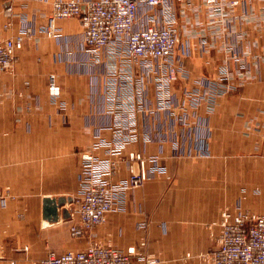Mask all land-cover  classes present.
Returning <instances> with one entry per match:
<instances>
[{"label":"crops","instance_id":"0c3cea01","mask_svg":"<svg viewBox=\"0 0 264 264\" xmlns=\"http://www.w3.org/2000/svg\"><path fill=\"white\" fill-rule=\"evenodd\" d=\"M230 1L212 6L196 1L176 18L175 60L182 70L171 107L160 109L152 76L141 79L144 67L122 69L125 55L113 47L90 50L78 18L57 21L55 35L47 36L52 0H0V39L28 27L33 34L2 76L0 98L5 112L40 119L15 128L3 124L7 133L27 128L36 134L0 138V195H9L0 203V264H34L50 252L82 250L90 240L110 239L125 251L141 235L146 251L167 264H198L194 256L214 247L209 226L221 211L264 213V0H238L236 6ZM7 7L10 26L4 28ZM186 43L188 57L182 52ZM224 66L227 73L220 74ZM51 74L60 87L58 97L47 92ZM127 79L137 84L119 86ZM224 83L233 90L216 89L210 101L182 108L186 93L207 94L210 86ZM96 131L114 142L130 134L121 155L157 157L162 172L128 192L120 209L77 241L69 232L73 203L64 206L69 219L60 216L51 223L43 219V199L76 196L81 155L91 148ZM128 174L127 164H119L112 179ZM20 211L23 219L5 235V220Z\"/></svg>","mask_w":264,"mask_h":264},{"label":"built area","instance_id":"2783aa9c","mask_svg":"<svg viewBox=\"0 0 264 264\" xmlns=\"http://www.w3.org/2000/svg\"><path fill=\"white\" fill-rule=\"evenodd\" d=\"M196 1L204 2L206 6L217 3V0H52L44 32L49 37L54 36L57 21L78 18L84 44L95 53L109 47L122 51L126 62L122 69L127 68V64H141L145 69L141 79L152 76L158 108L166 109L171 107L172 89L181 71L175 60L178 34L170 23L171 16L167 10L171 11L174 6H191ZM238 3V0L230 1L231 6ZM142 8L146 10L144 14L140 13ZM159 8L164 11L159 17L147 12ZM31 34L30 28H25L14 37L0 42V81L2 75L16 63L17 52ZM122 69L118 71L122 72ZM134 84L137 81L127 79L119 86ZM140 84L144 86V83ZM47 91L51 97L60 95L54 74L49 76ZM185 97L186 103L182 104V108L196 106L202 99L193 91L186 93ZM93 139L89 151L81 155L79 189L72 198L74 218L69 232L74 239L84 238L91 230L104 224L109 214L122 207L128 192L140 188L149 175L162 172L157 157L147 158L135 152L121 155L124 145L131 139L130 134L114 142L107 141L100 131H96ZM99 149L104 150V157L96 155ZM174 150L178 148L175 146ZM147 163L151 166L148 167ZM119 164H127L128 177L113 181L112 176L117 173ZM209 229L214 247L194 256L200 264H264V213L232 214L223 210L219 221L213 222ZM146 247L145 235L125 251L117 249L109 239L106 242L90 240L82 250L61 254L50 252L34 264H167L160 256L148 253ZM185 257L193 256L186 254Z\"/></svg>","mask_w":264,"mask_h":264},{"label":"rangeland","instance_id":"374dc122","mask_svg":"<svg viewBox=\"0 0 264 264\" xmlns=\"http://www.w3.org/2000/svg\"><path fill=\"white\" fill-rule=\"evenodd\" d=\"M239 4V3H238ZM231 5V4H230ZM192 6V5H191ZM191 6H174L173 8H171L170 10L171 11H169V10H167V13L169 14V12H170V16H171V22L170 23H172L173 24V26L175 27V29L177 30V28H178V25H177V20H176V18H178V15L181 13V12H183V11H185V10H187V9H190V7ZM7 8H10V7H7ZM7 8L6 9H4V16H5V18H6V22H5V24H4V28H8L9 26H10V23H9V18H10V14H11V8H10V12H7ZM157 10H159V16H161L162 15V13L164 12L161 8H159V9H157ZM165 10V9H164ZM157 13H154L155 15H153V16H155V17H159L158 16V14ZM161 19L163 18V17H160ZM160 19V20H161ZM160 22V21H159ZM176 24V25H175ZM29 28V27H28ZM177 34L179 35V33H178V30H177ZM15 35H17V34H15ZM14 35V36H15ZM14 36H11V37H8V38H5V39H0V42H2L3 40H6V39H9V38H12V37H14ZM33 37V34H31L29 37H27V38H25V40H27V39H31ZM178 39H179V36H178ZM24 40V41H25ZM179 46V45H178ZM189 46H188V44L186 43L185 45L183 44L182 45V49H183V53L188 57V54H189ZM177 50V49H176ZM181 50V49H180ZM232 52H233V57L235 58V59H237L238 58V54H236V52H234V49H232ZM18 54H19V51L17 52V60H18ZM16 63H17V61H16ZM15 63V64H16ZM14 64V65H15ZM14 67V66H13ZM12 67V68H13ZM180 70H182L181 68H180ZM220 70H221V73L220 74H222V73H227V68L224 66V67H222V68H220ZM11 70H9L8 72H10ZM223 71V72H222ZM8 72H6V73H8ZM6 73H4V74H6ZM3 74V75H4ZM2 75V76H3ZM221 80L223 81V80H225L224 78H221ZM224 82V81H223ZM0 83H1V81H0ZM218 91H222V92H229V91H232L233 90V87L232 86H228V85H226L225 83L224 84H219V85H217V88H213V86H210V88H209V91L207 92V94H203V95H201V97H202V99L201 100H203V101H210V99L211 98H213V96L215 95V93H216V91L217 90ZM48 92V91H47ZM194 92V91H193ZM194 94H197V95H199L200 93L199 92H194ZM5 110L6 109H4V100H3V98H0V138H3V137H8V136H10V134H13V135H17V137H18V135H19V137H22V138H27L28 136L29 137H32V135H34V134H36V132L35 131H30V130H28L27 128H24L23 130H21V131H15L14 129H9L8 130V133L7 132H5L4 131V127H3V124L5 123V121L6 122H11L13 125V127L15 128V124L16 123H22V124H24L23 126H27V124L29 125L30 123H38L39 121H40V119H39V117L38 116H35L34 114H21V113H14V112H12V113H8V112H5ZM5 133H7V136L6 135H4ZM9 197V195H8V193H6V194H4V195H0V198L2 199V202H4V200L6 199V198H8ZM1 202V203H2ZM262 214V213H261ZM255 215H258V214H255ZM23 217H24V212H22V211H20V212H16V214L14 215V217H13V219H6L5 220V222H4V224H3V227H1L2 228V230H3V232H4V234L6 235V234H9L10 233V230H11V227H12V224H13V222H18V221H20V220H22L23 219ZM141 236H144V235H141ZM140 236V237H141ZM139 237V238H140ZM146 237V236H145ZM110 240V239H109ZM147 240V239H146ZM77 241H78V239H77ZM110 242L112 243V241L110 240ZM113 244V243H112ZM3 252H2V249L0 248V256H2L3 254H2ZM191 255V254H190ZM192 258V257H191ZM196 261H197V263L198 264H200L199 262H198V260L196 259Z\"/></svg>","mask_w":264,"mask_h":264},{"label":"water","instance_id":"95a60500","mask_svg":"<svg viewBox=\"0 0 264 264\" xmlns=\"http://www.w3.org/2000/svg\"><path fill=\"white\" fill-rule=\"evenodd\" d=\"M71 198H44L42 216L48 222H57L60 218L67 220L70 218L68 209L64 208L67 203H71Z\"/></svg>","mask_w":264,"mask_h":264}]
</instances>
